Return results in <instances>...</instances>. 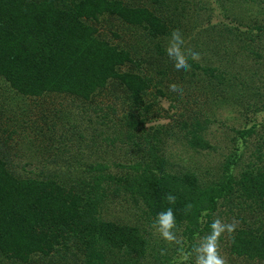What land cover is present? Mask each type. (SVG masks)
<instances>
[{
  "label": "trees",
  "instance_id": "obj_1",
  "mask_svg": "<svg viewBox=\"0 0 264 264\" xmlns=\"http://www.w3.org/2000/svg\"><path fill=\"white\" fill-rule=\"evenodd\" d=\"M248 1L222 2L224 15H231L226 24L210 14L190 15L189 0H0V78L13 89L34 98L65 94L87 101L111 88L126 104L116 118L123 129L110 132L116 106L108 105L111 112L94 108L104 125L94 128L98 138L73 125L72 133L58 135L63 124L54 134L57 116L51 124L55 159L68 161L75 141L91 159L102 142L119 141L130 156L114 162L115 170L87 162L88 174L71 178L72 165L61 174L33 175L18 172L0 153V264H196V248L215 219L235 225L218 238L225 264H264V0H252L256 12ZM103 20L138 35L135 43L107 38ZM174 29L191 64L180 74L186 82L176 87L186 83L241 118L219 145L205 134L212 107L165 89L162 76L176 71L166 45ZM112 35L121 38L116 30ZM192 52L199 59H191ZM165 97L180 108L179 118L147 126ZM168 135L197 151H216V170L171 161L163 149ZM107 202H124L143 226L109 218ZM169 208L180 242L168 247L156 221Z\"/></svg>",
  "mask_w": 264,
  "mask_h": 264
},
{
  "label": "rangeland",
  "instance_id": "obj_2",
  "mask_svg": "<svg viewBox=\"0 0 264 264\" xmlns=\"http://www.w3.org/2000/svg\"><path fill=\"white\" fill-rule=\"evenodd\" d=\"M147 3L152 4L150 0ZM248 1V0H247ZM222 2L224 0H189L188 5L190 6L189 14L197 17L199 12L210 14V17L215 22L232 24L231 15L225 16ZM249 0L247 4L248 8L253 12L255 11V6ZM193 5V6H192ZM192 6V7H191ZM194 8V9H193ZM231 11V10H230ZM233 14V12H230ZM193 21V20H192ZM103 24L100 28L107 38H111L114 41H121L124 43H135L138 35L133 36L131 31L123 26L119 25L118 21H114L113 26L107 20L102 21ZM113 30L118 31L121 34V38H115L112 35ZM199 28H195L192 35L187 38L189 41L191 37L198 32ZM191 44V42H190ZM167 48L169 43L166 44ZM186 47V43H183L182 49ZM193 46L191 45L192 49ZM193 50V49H192ZM191 52V51H190ZM200 58H203L200 57ZM181 72L173 71L169 75L162 76L164 79L165 89H171L168 87L171 84L182 83L180 77ZM160 78V77H158ZM184 89L177 87V89H182L179 94L180 98H197L204 105H209L212 110L208 111L210 114V123L208 124V129L206 130V136L214 144H220V141L224 140L225 133L229 132L228 127L238 126L241 124V118H239L235 111H232L231 106L226 104L223 106H217L213 102H207L206 96L196 93L185 83ZM111 88H106L101 92L94 95L91 100L82 101L80 98H76L70 95L62 94H46L43 97H32L25 96L18 93L12 88L10 84L4 78H0V153L6 155L10 158L11 163L18 172L29 173L30 171L33 175L37 173L43 174H53L54 172H65L68 171V167L72 165L71 178L75 176H81L88 174L86 171L87 162L94 160L95 162H106L112 165V170L120 169L116 166L114 162H126L129 159L128 148L125 144L117 141L116 146L107 145L103 143V150L96 154V157L88 158L87 154H80L77 150V142L74 143V154L68 159V161H61L60 159H55L56 153H54L51 145L53 141L51 140L53 129L51 124L58 116V122L55 123V132L58 129L57 134L61 135L62 130L66 133H72L74 131L73 127L78 129H84V132L88 134L91 138L95 136L94 128L101 130L104 125L98 123V115L102 112H96L94 108H104L103 111H112L108 108V105L116 106V114L113 113L115 124L108 132L123 129L116 118L120 117L123 113L126 104L121 102L120 99H116L115 96L110 93ZM209 97H211L209 95ZM193 98V99H194ZM193 101V100H192ZM172 100L169 97L162 98L156 108V115L150 119L147 126L153 124H160L169 122L175 123V119L179 118L176 114L180 111L179 107H172L170 104ZM189 106L193 108L190 104ZM198 108V104L196 109ZM101 109V110H102ZM56 111L57 113H54ZM54 113V114H53ZM68 115V117L66 116ZM178 116V117H177ZM47 122H46V120ZM106 132V133H108ZM98 133V132H97ZM105 133L101 135L104 136ZM57 139V138H56ZM165 142L163 144V149L166 151L168 158L182 165H191L194 169L201 165L203 168H213L215 169L219 162L220 156H218L214 150H195L190 146H186L179 139L174 137V135H168L164 137ZM75 155V156H74ZM77 156V157H76ZM222 157V156H221ZM59 164H57V163ZM216 170V169H215ZM78 173V174H77ZM61 174V173H59ZM64 174V173H62ZM108 203V202H107ZM109 205V203H108ZM136 212V211H135ZM135 212L128 207L124 202H112L108 208V217L115 220L123 219V221L132 222L134 224L143 226V218L135 215ZM134 214V215H133ZM145 224V223H144ZM148 228L152 231L153 227ZM146 226V225H145ZM157 233L162 237L159 226L156 227ZM164 244L169 247L172 241H167L163 237ZM202 244V243H201ZM200 244V245H201ZM224 259H227L225 256Z\"/></svg>",
  "mask_w": 264,
  "mask_h": 264
},
{
  "label": "clouds",
  "instance_id": "obj_3",
  "mask_svg": "<svg viewBox=\"0 0 264 264\" xmlns=\"http://www.w3.org/2000/svg\"><path fill=\"white\" fill-rule=\"evenodd\" d=\"M183 38L178 29L172 31V40L167 48V54L170 59L174 61V67L177 72H186L191 68V64L188 62L187 55L182 49ZM191 59H199V53L192 52ZM174 94H179L182 89H177L174 84L169 85ZM168 200L172 203L175 202L176 197L173 194L168 195ZM156 223L159 226V231L162 237L167 241H176V234L174 229L176 228V220L172 208H169L166 212H160ZM212 232L205 237L204 242L196 248L197 258L196 264H225L224 259L218 254L217 242L221 233L225 231L232 232L235 229L233 224H222L219 219H215L211 224ZM181 259H187V257H181ZM179 264V261H177Z\"/></svg>",
  "mask_w": 264,
  "mask_h": 264
}]
</instances>
